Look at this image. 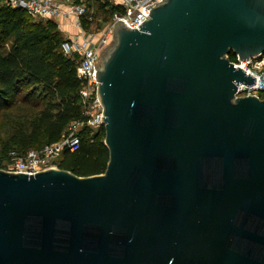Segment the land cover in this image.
<instances>
[{"label": "water", "instance_id": "obj_1", "mask_svg": "<svg viewBox=\"0 0 264 264\" xmlns=\"http://www.w3.org/2000/svg\"><path fill=\"white\" fill-rule=\"evenodd\" d=\"M95 63L104 172L0 168V264H264V0H161Z\"/></svg>", "mask_w": 264, "mask_h": 264}, {"label": "trees", "instance_id": "obj_2", "mask_svg": "<svg viewBox=\"0 0 264 264\" xmlns=\"http://www.w3.org/2000/svg\"><path fill=\"white\" fill-rule=\"evenodd\" d=\"M72 1L86 5L88 12L81 22L88 29L94 19L93 11H89L91 0ZM99 5L107 22L119 10L108 0ZM30 18L23 8L0 0V110L12 108L17 101L33 109L27 124L0 145V168L10 159L11 151L24 152L56 142L71 120L82 118L77 56L63 52L66 37L56 20L32 22ZM229 57L234 59L235 54L231 52ZM79 135V148L65 150L59 167L78 175L104 172L109 159L104 127L92 131L85 125Z\"/></svg>", "mask_w": 264, "mask_h": 264}, {"label": "built area", "instance_id": "obj_3", "mask_svg": "<svg viewBox=\"0 0 264 264\" xmlns=\"http://www.w3.org/2000/svg\"><path fill=\"white\" fill-rule=\"evenodd\" d=\"M13 7L23 8L31 17L58 19L60 17H73V23L78 28L74 36L66 37L62 42V50L68 56H77L76 73L82 81L79 90L81 116L69 122L61 139L47 143L39 148H30L20 152H10V159L4 162L2 168L10 171H23L35 173L37 171L59 167L65 150L75 151L79 148L81 137L80 129L87 125L92 131L103 126V105L98 96L97 68L95 63L101 61L102 50L113 40V25L122 19L130 27L139 26L149 15L151 7L147 5L161 0H114L112 3L119 6L112 19L108 21L99 32L85 29L81 18L87 14L84 3L67 2L64 9L62 0H5ZM235 67L239 66L256 77V82L250 86L240 82L237 95H258L264 97V53L261 56H252L241 60L237 55L231 59Z\"/></svg>", "mask_w": 264, "mask_h": 264}, {"label": "rangeland", "instance_id": "obj_4", "mask_svg": "<svg viewBox=\"0 0 264 264\" xmlns=\"http://www.w3.org/2000/svg\"><path fill=\"white\" fill-rule=\"evenodd\" d=\"M72 0H69L68 2H71ZM103 0H91V7L89 8L90 12L93 11L94 13V19L92 23L89 26V29L93 32H99L102 30L107 23V21H104V13L100 8L99 2H102ZM110 2L114 0H108ZM64 2V9L67 4L65 0H62ZM30 20L32 22H39L40 20H47V18H36L31 17ZM55 20V19H54ZM64 34V32H62ZM65 35V34H64ZM33 109L28 107L27 104L17 101V103L10 109H2L0 110V145L6 141L9 136L19 129L22 125H26L27 121L30 120L28 117L30 115V112Z\"/></svg>", "mask_w": 264, "mask_h": 264}, {"label": "crops", "instance_id": "obj_5", "mask_svg": "<svg viewBox=\"0 0 264 264\" xmlns=\"http://www.w3.org/2000/svg\"><path fill=\"white\" fill-rule=\"evenodd\" d=\"M73 17H60L56 19L59 28L64 32L65 37L74 36L78 33V28L73 23Z\"/></svg>", "mask_w": 264, "mask_h": 264}]
</instances>
